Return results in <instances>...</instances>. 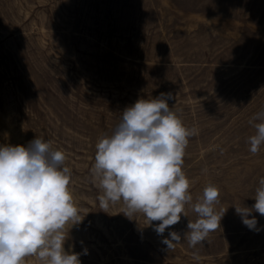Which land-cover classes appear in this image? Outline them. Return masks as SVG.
I'll use <instances>...</instances> for the list:
<instances>
[{
	"label": "rangeland",
	"instance_id": "rangeland-1",
	"mask_svg": "<svg viewBox=\"0 0 264 264\" xmlns=\"http://www.w3.org/2000/svg\"><path fill=\"white\" fill-rule=\"evenodd\" d=\"M161 93L198 130L182 166L192 204L211 183L226 211L195 247L184 236L198 218L191 205L158 235L159 222L125 216L122 201L102 209L91 174L122 111ZM262 110L264 0H0V146L37 136L65 153L83 219L66 224L64 247L81 264H264V216L253 212L249 229L234 207H251L264 177V145L249 151ZM171 231L181 240L168 250Z\"/></svg>",
	"mask_w": 264,
	"mask_h": 264
},
{
	"label": "clouds",
	"instance_id": "clouds-1",
	"mask_svg": "<svg viewBox=\"0 0 264 264\" xmlns=\"http://www.w3.org/2000/svg\"><path fill=\"white\" fill-rule=\"evenodd\" d=\"M172 98L171 93H161L127 106L112 134L97 142L91 174L103 192L102 209L122 201L125 216L139 212L149 225L159 222L154 227L158 235L187 216L185 206L191 205L198 218L189 220L184 236L195 247L220 229L226 211H216L220 190L211 183L192 204L191 183L182 166L188 138L198 130L187 128L169 107ZM249 123L255 128L249 151L255 155L264 145V110ZM65 161L62 150L37 136L26 146H0V264H25L29 256L42 264H81L79 254L64 247L66 224L73 226L83 219L68 187L71 171ZM252 198L251 207H234L245 226L258 230L252 213L264 216V177ZM169 236L162 241L168 250L181 240L175 231Z\"/></svg>",
	"mask_w": 264,
	"mask_h": 264
}]
</instances>
